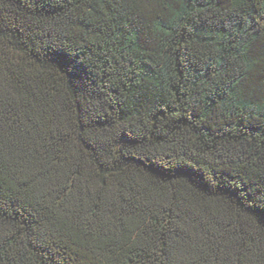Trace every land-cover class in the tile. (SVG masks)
Here are the masks:
<instances>
[{"label":"trees","instance_id":"trees-1","mask_svg":"<svg viewBox=\"0 0 264 264\" xmlns=\"http://www.w3.org/2000/svg\"><path fill=\"white\" fill-rule=\"evenodd\" d=\"M0 264H264V0H0Z\"/></svg>","mask_w":264,"mask_h":264}]
</instances>
